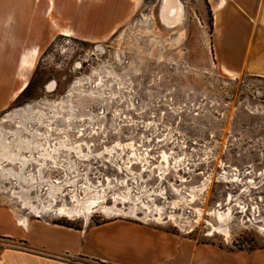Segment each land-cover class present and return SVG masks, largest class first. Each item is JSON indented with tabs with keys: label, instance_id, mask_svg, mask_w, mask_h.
<instances>
[{
	"label": "rangeland",
	"instance_id": "374dc122",
	"mask_svg": "<svg viewBox=\"0 0 264 264\" xmlns=\"http://www.w3.org/2000/svg\"><path fill=\"white\" fill-rule=\"evenodd\" d=\"M162 1L32 5L31 31L18 40L22 49L36 47V63L23 71L27 85L20 94L0 101V123L15 129L8 115L30 104L54 115L50 141L79 147L61 151L58 167L44 170V177L64 182L55 197L47 182L40 184L37 205L49 206L40 217L8 193L0 192V207L20 218L76 227L144 221L198 242L264 250V6L230 0L214 23L209 0H180L182 20L167 27L159 15ZM56 26L70 34H58ZM28 126L45 130L35 121ZM3 184L21 189L10 178ZM84 184L104 194L90 211H62L72 217L49 211L74 208L72 196L85 198ZM123 195L135 204L129 199L116 203L119 210H102ZM216 211L228 213L227 230L211 235L208 221L217 222Z\"/></svg>",
	"mask_w": 264,
	"mask_h": 264
},
{
	"label": "crops",
	"instance_id": "0c3cea01",
	"mask_svg": "<svg viewBox=\"0 0 264 264\" xmlns=\"http://www.w3.org/2000/svg\"><path fill=\"white\" fill-rule=\"evenodd\" d=\"M229 1L209 0L215 12L214 23ZM232 1L235 5L264 6V0ZM32 5L36 7V0H0V101L11 102L20 94L27 85L26 79L22 80L23 71L36 63V47L22 49L18 40L23 30L31 31L30 20L35 14ZM55 31L70 34L60 26ZM5 78L10 79L9 92L13 83L17 87L7 98ZM20 216L0 207L3 264H264V250H234L213 242H198L145 222L108 219L74 227L30 216H25L24 224Z\"/></svg>",
	"mask_w": 264,
	"mask_h": 264
},
{
	"label": "bare ground",
	"instance_id": "6f19581e",
	"mask_svg": "<svg viewBox=\"0 0 264 264\" xmlns=\"http://www.w3.org/2000/svg\"><path fill=\"white\" fill-rule=\"evenodd\" d=\"M159 15L160 20L164 25L167 27L175 26L183 17L182 3L180 0H163ZM226 72L232 74L229 70ZM53 86V83H49L47 88L52 89ZM73 115L68 117V122L74 117ZM53 117L54 115L44 114L41 110L35 109L32 105L27 104L23 108L14 109L7 117L10 121L15 123V129L6 130L2 126V123H0V192L8 193L10 197L15 198L16 202L18 201L22 204L23 208H30L34 212H38L40 209L45 211L49 207L45 204L37 205L41 201V198L39 197L40 184L47 182L51 186L48 191L49 196L55 197L56 192L61 189L60 186L62 185V182H64L44 177V170L49 166L58 167L61 151H74L79 147L78 144L74 145L66 142L67 139H57L55 142L50 141L51 135L49 130L54 129L52 127ZM32 121L39 122L40 127L45 128V130H39L37 128L31 129V127L28 126V123ZM23 133L27 134V136H24ZM31 162L36 164L35 169L31 172L24 171L25 166ZM65 169L67 170V168ZM9 178L15 180V183H19L21 189L17 190L14 188H8L4 184L1 185L4 180H8ZM107 187L112 188L113 185L108 184ZM84 188L86 189L85 198L80 197L76 193L72 196L73 200L71 202L72 204H75L74 208L66 210L68 207L64 205L59 207V210L52 209L49 211L64 214L67 217L72 216H68L66 213H62V211L71 213L79 211V208L80 214L81 212L86 213L90 211L93 206L97 205L99 199L104 197V194H101L100 191H98V188L87 184H84ZM129 199L135 204L133 198L123 195L114 198L112 205H103L102 210L105 212L119 210L120 207L116 206V203H122V201L124 202V200ZM73 201L76 202L73 203ZM78 202L81 204L80 206ZM174 205H176L175 201ZM129 208L134 210L136 206L130 205ZM144 208L146 209V212L151 211L149 205H145ZM156 210L158 213L161 212V208L159 207H156ZM41 212L43 211L38 213ZM213 213L216 215L217 222L212 223L208 221V224L211 225L212 228L210 234L212 235L216 231L226 233L228 213L226 214L219 211ZM75 216H78V214ZM198 216L199 218L196 222H199L201 219V215L199 214ZM170 217L174 216L171 215ZM19 220L25 224L24 218H20Z\"/></svg>",
	"mask_w": 264,
	"mask_h": 264
},
{
	"label": "built area",
	"instance_id": "2783aa9c",
	"mask_svg": "<svg viewBox=\"0 0 264 264\" xmlns=\"http://www.w3.org/2000/svg\"><path fill=\"white\" fill-rule=\"evenodd\" d=\"M52 213H54L55 214V212H52ZM39 217H40V213L39 214H37ZM37 216V217H38ZM58 216H65L64 214H59L58 213ZM66 217V216H65ZM75 218H79V217H75ZM142 222H144V221H142ZM0 264H3V259L1 258V256H0Z\"/></svg>",
	"mask_w": 264,
	"mask_h": 264
},
{
	"label": "trees",
	"instance_id": "16d2710c",
	"mask_svg": "<svg viewBox=\"0 0 264 264\" xmlns=\"http://www.w3.org/2000/svg\"><path fill=\"white\" fill-rule=\"evenodd\" d=\"M54 222L59 223V224H63V225H66V226H73L72 224L64 223V222H61V221H54ZM96 224H98V223H96ZM74 227H76V226H74Z\"/></svg>",
	"mask_w": 264,
	"mask_h": 264
}]
</instances>
